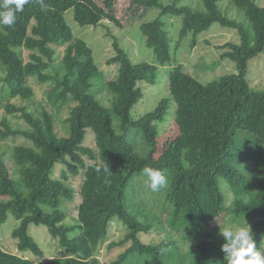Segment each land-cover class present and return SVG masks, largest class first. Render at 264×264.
<instances>
[{
    "label": "trees",
    "instance_id": "16d2710c",
    "mask_svg": "<svg viewBox=\"0 0 264 264\" xmlns=\"http://www.w3.org/2000/svg\"><path fill=\"white\" fill-rule=\"evenodd\" d=\"M113 1L105 0L104 6H99L93 0H31L17 14L13 26H0V66L4 70L0 89L7 92V99H1L2 109L5 114H20L29 125L28 129H13L5 117L0 120V143L7 142L0 149V224L9 216L18 222L11 232L17 254L0 247V264H103L96 256L97 249L107 240L115 220L126 234L118 243L108 245V250L122 251L107 264H124L135 256L149 258L150 264H224V241L208 231L212 220L222 213L236 223L244 218L262 251L264 91L250 89L246 73L249 60L264 51V8L254 0H229L242 10L249 23L243 25L222 12L219 3L223 0H200V10L180 4L181 0L168 4L164 0H129L144 12L159 11L155 19L139 27L154 60L132 63L116 39L115 54L107 62L118 66L116 76L103 82L91 49L74 37L64 14L72 9L79 26L96 27L107 16L111 18L107 9ZM165 19L181 21L174 42ZM213 24L233 30L238 39L222 45L220 48L226 51L219 60L206 63L204 68L228 60L235 73L202 83L197 80L199 73L193 70L188 74L183 64H176L167 73V97L153 110L132 118L130 112L142 98V85L153 84L158 67L175 60L173 56L184 38L189 37L185 40L190 49ZM169 47L174 48L173 54ZM60 48L58 74L52 64ZM22 49L30 51L27 63ZM33 75L48 85L46 96L53 115L44 108L34 115L25 106L11 102L33 97L27 85ZM95 79L100 84L97 89L93 87ZM104 90L111 103L108 107L98 98ZM66 109L68 114L62 118ZM166 114L173 115L170 127L175 126L178 136L162 145L155 157L158 138L164 133V126L160 131L157 126ZM55 118L64 126V136H57ZM87 129L93 133L95 149L83 145ZM129 130L141 134L148 149L145 154H139L127 142ZM9 154L13 166L7 168L1 159ZM58 162L65 167L60 175L63 180L52 177ZM106 165L111 175L104 172ZM146 166L168 174L163 187V202L172 208L166 211L171 215L166 221L168 234L176 231L185 241L168 236L152 244L140 239L141 233L152 230L155 217L141 221L139 214L126 205L125 192L129 181L142 174ZM77 175L82 178L80 201L76 222L69 225L62 205L72 201L75 193L64 180ZM219 177L231 191L227 193V205ZM31 226H44L64 250L63 255L40 261L27 257H43L30 234ZM184 242L188 249L183 247ZM186 250L193 252L188 262Z\"/></svg>",
    "mask_w": 264,
    "mask_h": 264
},
{
    "label": "rangeland",
    "instance_id": "374dc122",
    "mask_svg": "<svg viewBox=\"0 0 264 264\" xmlns=\"http://www.w3.org/2000/svg\"><path fill=\"white\" fill-rule=\"evenodd\" d=\"M99 6H104L105 0H93ZM171 0H164V4H168ZM256 5L264 8V0H254ZM180 4L190 6L194 10L201 9L200 0H181ZM222 12H224L229 18L234 19L243 25H248L249 23L245 20L242 10L234 6L229 0H223L219 3ZM111 18L103 19L101 23L96 27H81L73 20L72 9L68 10L64 14V19L68 26L71 28L74 37L84 41L87 46L92 51V57L94 63L98 68L99 76L103 77L102 81L107 82L113 80L116 76L118 66L107 64L108 59L114 56L113 43L118 41L119 47L127 54L129 60L136 64L138 62H148L153 63L154 53L151 48L147 47L144 38L141 35L139 27L145 22H150L159 15V11L155 9H150L144 12L142 9H136L135 5H132L129 0H114L111 7L107 9ZM165 24L169 37L172 42L177 40L178 30L180 28V19H165ZM189 37L184 38L181 41V45L173 56L175 60L163 67H158L156 80L153 84H143L142 85V98L133 107L130 114L132 118L141 116L142 114L153 110L158 103L168 95V77L167 73L171 67L176 64H183L184 71L186 73L193 74V70L198 74L197 80L205 83L211 79L218 78L229 72L235 73V67L233 63L228 60L218 61V64L214 68H204L206 63H210L214 60H219L220 54L226 51L220 47L227 42H237V35L231 29L222 28L217 24H213L208 32L200 35L193 47L189 49V42L187 40ZM173 45V43H172ZM63 48L56 50L57 61L52 64L54 71L60 74V60ZM174 48L169 47L170 54H173ZM30 51L26 49L21 50V55L24 63H27L29 59ZM59 57V58H58ZM193 67V68H192ZM204 69V71H203ZM56 72V73H57ZM0 74H4L2 66H0ZM100 79V78H99ZM246 80L250 89H255L258 91H264V51L258 56L252 58L248 62V68L246 73ZM96 79L93 81V87L95 89L100 87L99 83H95ZM27 85L34 92L33 97L28 101H23L21 99H13L11 102L18 106H25L29 112L34 115H38L41 108L48 110L52 115V108L49 99L46 96V91L48 85L42 83L37 77L30 76L27 79ZM1 87V85H0ZM100 101L106 106H110V100L106 96L105 90L98 94ZM1 99H7V92L0 89V120L5 117L8 123L13 129H28L29 125L26 121L21 118L20 114H5ZM174 107V105H173ZM172 107V109H173ZM43 110V109H42ZM68 110L62 111V118L67 116ZM173 115L166 114L162 123H158V131L164 126V133L158 138V147L155 153L157 157L159 151L162 149V145H166L172 139H175L178 134L175 126L172 124ZM116 125V121H114ZM54 130L57 136L61 137L65 135L64 126L60 121L54 119ZM168 131V132H167ZM126 140L130 143L136 152L139 154H145L147 152V147L143 143L141 134L134 130H129L126 133ZM18 139L17 142H21ZM7 145V142L0 143V149L3 145ZM10 145V144H9ZM83 145L91 149H95L93 133L90 129L86 130ZM0 153H2L0 151ZM7 168L12 167V161L10 154L7 157H2L1 159ZM85 161H88L87 157H84ZM65 169L60 162L55 164L53 169V178L63 180L61 178V170ZM168 180V174H166ZM146 177L142 174L136 175L132 180L129 181L128 187L125 192V203L135 214H139V219L143 220H154V226L149 233L140 234V239L146 243L156 244L166 237L170 236L172 239L177 240L182 239L181 234L174 231L172 234H168L169 228L166 221H170L171 215V205L167 201L163 202L164 194L166 190L161 188L157 192L150 191L145 185ZM65 183L72 187L74 190V199L72 201H67L63 203V209L65 210V223L71 224L76 222L77 218V206L80 201L79 190L82 183L81 175L69 176ZM219 187L225 196L226 205L229 203L230 189L224 182L223 178L217 179ZM232 196V195H230ZM167 209L170 212H166ZM225 221H233L231 216L228 214H220L218 217L214 218L208 226V231L215 235L218 239L221 237L219 235V229H222ZM177 222V221H175ZM18 222L9 216L4 224H0V247L8 253L17 254L16 241L11 237L12 230L17 226ZM177 227V223L174 224ZM107 240L98 247L96 256L103 264L115 261L122 251L119 248H113L108 250L107 247L111 243H118L121 241L126 234L124 227L114 221L110 225L108 231ZM30 234L38 244V246L43 251V257L39 258L35 255H26L31 260H45L50 258H59L64 252L63 249L57 246V242L51 238L47 229L44 226H31ZM184 240V239H182ZM185 241V240H184ZM190 241V240H187ZM185 243V242H184ZM191 243V241L189 242ZM188 244H184V248L188 249ZM185 252V251H184ZM262 252H264V246L262 247ZM185 255L188 256L186 262L191 260L193 252L191 250H186ZM124 264H150L149 258L144 256H135L127 259Z\"/></svg>",
    "mask_w": 264,
    "mask_h": 264
},
{
    "label": "clouds",
    "instance_id": "9594fccd",
    "mask_svg": "<svg viewBox=\"0 0 264 264\" xmlns=\"http://www.w3.org/2000/svg\"><path fill=\"white\" fill-rule=\"evenodd\" d=\"M30 2L31 0H0V26H13L17 14ZM103 170L108 175L112 174L107 165ZM143 175L146 177V187L152 192L159 191L167 184V177L162 170L146 166ZM219 235L224 241L221 245L224 264H264V252L257 247L251 227L244 218L240 223L225 221L223 228L219 229Z\"/></svg>",
    "mask_w": 264,
    "mask_h": 264
}]
</instances>
